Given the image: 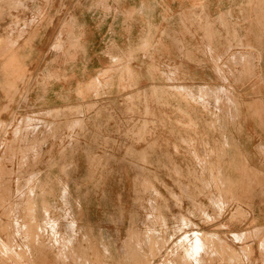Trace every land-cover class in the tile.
<instances>
[{
  "label": "rangeland",
  "instance_id": "374dc122",
  "mask_svg": "<svg viewBox=\"0 0 264 264\" xmlns=\"http://www.w3.org/2000/svg\"><path fill=\"white\" fill-rule=\"evenodd\" d=\"M150 3L0 0V264H264V0Z\"/></svg>",
  "mask_w": 264,
  "mask_h": 264
},
{
  "label": "crops",
  "instance_id": "0c3cea01",
  "mask_svg": "<svg viewBox=\"0 0 264 264\" xmlns=\"http://www.w3.org/2000/svg\"><path fill=\"white\" fill-rule=\"evenodd\" d=\"M133 2L134 4H137L136 6H139V4L145 3V2H151L152 0H112V2L118 4V8H123L124 2ZM170 1V0H165ZM179 2V1H177ZM54 3H58V8H55V11L50 12V18L49 22L38 31V34L36 35V38L33 41V48L32 50L37 51L34 56V62L36 61L38 64L41 62L40 54L39 52L43 49L46 50L48 47H51L53 43H55L56 40H53V38L58 35L60 24L62 23L61 20H65L64 23L71 22L70 20L75 19L76 24L80 28V42L87 44L88 46L92 44V42H99V36L103 35L105 33V30L111 28V26L116 25V28L118 30L117 32H114L116 34H119V26L120 21L118 20L115 23L111 24V21H109V18H115V16H118L114 12H103V11H91L86 6H82L80 10H73V3L74 0H54ZM150 3V4H151ZM71 4V5H70ZM64 8V10H63ZM124 9V8H123ZM52 14V15H51ZM54 20V22H53ZM91 20V21H90ZM91 34L92 37L87 39L86 37ZM71 39V38H70ZM28 42V41H27Z\"/></svg>",
  "mask_w": 264,
  "mask_h": 264
},
{
  "label": "bare ground",
  "instance_id": "6f19581e",
  "mask_svg": "<svg viewBox=\"0 0 264 264\" xmlns=\"http://www.w3.org/2000/svg\"><path fill=\"white\" fill-rule=\"evenodd\" d=\"M203 239V238H202ZM196 245H197V243H196ZM191 252H192V250H191ZM158 255V254H157ZM209 259V258H208ZM208 262V261H207Z\"/></svg>",
  "mask_w": 264,
  "mask_h": 264
}]
</instances>
